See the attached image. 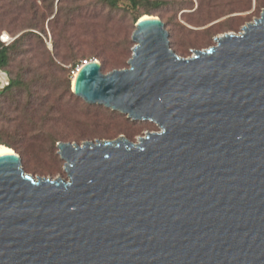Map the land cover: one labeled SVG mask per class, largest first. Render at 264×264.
Segmentation results:
<instances>
[{
	"label": "water",
	"instance_id": "obj_1",
	"mask_svg": "<svg viewBox=\"0 0 264 264\" xmlns=\"http://www.w3.org/2000/svg\"><path fill=\"white\" fill-rule=\"evenodd\" d=\"M143 17L129 68L73 93L159 131L58 143L68 181L0 154V264H264V12L190 58Z\"/></svg>",
	"mask_w": 264,
	"mask_h": 264
},
{
	"label": "rangeland",
	"instance_id": "obj_2",
	"mask_svg": "<svg viewBox=\"0 0 264 264\" xmlns=\"http://www.w3.org/2000/svg\"><path fill=\"white\" fill-rule=\"evenodd\" d=\"M150 1L159 3L150 15L165 23L182 58L216 46L224 34H239L264 12V0ZM118 3L113 10L101 0H0V44L2 35L9 44L25 36L8 69L0 71V145L21 156L27 174L68 181L60 142L138 143L159 131L155 123L133 121L73 93L75 63L98 61L103 74L129 68L134 19L145 9L131 10L129 0ZM10 78L21 85L8 91Z\"/></svg>",
	"mask_w": 264,
	"mask_h": 264
},
{
	"label": "trees",
	"instance_id": "obj_3",
	"mask_svg": "<svg viewBox=\"0 0 264 264\" xmlns=\"http://www.w3.org/2000/svg\"><path fill=\"white\" fill-rule=\"evenodd\" d=\"M106 6L110 7L113 10H116L119 8L118 0H101ZM130 1V9L134 11H139L140 8L145 9L142 13L138 14L134 19V24L138 22V20L143 17L144 15L151 16V10L153 9L152 6H156L159 3L158 2H151L150 0H129ZM61 0H58V3H60ZM25 36H20L15 41H13L9 45L0 44V71H6L8 67L10 66V56L12 52L20 45V43L24 40ZM172 48V46H171ZM176 53V52H175ZM79 63H75L72 66V69L75 70L77 66H79ZM73 80V78H72ZM21 85V82L17 79H9L8 86L6 90H12L15 87H18Z\"/></svg>",
	"mask_w": 264,
	"mask_h": 264
},
{
	"label": "bare ground",
	"instance_id": "obj_4",
	"mask_svg": "<svg viewBox=\"0 0 264 264\" xmlns=\"http://www.w3.org/2000/svg\"><path fill=\"white\" fill-rule=\"evenodd\" d=\"M146 17H143V19H145ZM81 68V67H80ZM80 68L75 72V75H74V78H73V81H72V89L75 88V83H76V79L78 77V74H79V71H80ZM14 151L6 146H2L0 145V154H3V153H13Z\"/></svg>",
	"mask_w": 264,
	"mask_h": 264
},
{
	"label": "built area",
	"instance_id": "obj_5",
	"mask_svg": "<svg viewBox=\"0 0 264 264\" xmlns=\"http://www.w3.org/2000/svg\"><path fill=\"white\" fill-rule=\"evenodd\" d=\"M1 41L4 43V44H9V42L11 41L10 37L7 36V35H2L1 36ZM90 62H93V60L89 61V60H84L82 61L81 65H79L77 67V70L80 68V67H83V66H86L88 65Z\"/></svg>",
	"mask_w": 264,
	"mask_h": 264
}]
</instances>
